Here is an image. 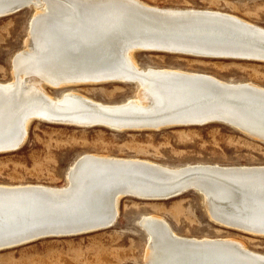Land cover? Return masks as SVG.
Instances as JSON below:
<instances>
[{
  "label": "bare ground",
  "instance_id": "6f19581e",
  "mask_svg": "<svg viewBox=\"0 0 264 264\" xmlns=\"http://www.w3.org/2000/svg\"><path fill=\"white\" fill-rule=\"evenodd\" d=\"M26 9L33 14L24 49L13 60V79L0 82V149L22 146L35 120L117 132L221 123L264 142V88L142 68L134 59L146 51L264 63V28L220 11L156 8L139 0H0V18ZM107 82L134 85V96L108 104L73 88ZM44 86L64 93L50 96ZM66 184H0V249L30 231L56 238L109 229L126 197L163 201L190 191L202 197L215 223L264 236V166L171 168L87 153L67 169ZM23 191L54 196L41 204L12 195ZM138 225L147 238L142 264H264L263 254L234 239L181 237L153 215Z\"/></svg>",
  "mask_w": 264,
  "mask_h": 264
},
{
  "label": "rangeland",
  "instance_id": "374dc122",
  "mask_svg": "<svg viewBox=\"0 0 264 264\" xmlns=\"http://www.w3.org/2000/svg\"><path fill=\"white\" fill-rule=\"evenodd\" d=\"M139 1L156 8L220 11L264 28V0ZM32 14V9H26L0 18V82L13 79V60L24 49ZM134 59L142 68L199 72L226 82L251 83L264 88L262 62L146 51L136 52ZM96 84L73 88L108 104L122 102L135 93L132 84ZM44 89L50 96L64 93L63 88L44 86ZM87 153L142 159L171 168L196 164L264 166V142L221 123L117 132L35 120L30 122L19 150L0 154V184L65 187L67 169L78 156ZM147 215L163 218L181 237L234 239L264 255V236L215 223L207 214L202 197L190 191L163 201L120 199L117 221L111 228L79 236L41 239L3 250L0 264H142L147 255V238L138 222Z\"/></svg>",
  "mask_w": 264,
  "mask_h": 264
},
{
  "label": "water",
  "instance_id": "95a60500",
  "mask_svg": "<svg viewBox=\"0 0 264 264\" xmlns=\"http://www.w3.org/2000/svg\"><path fill=\"white\" fill-rule=\"evenodd\" d=\"M131 125H133V124H131ZM132 127L133 126H124V128H132ZM112 128L119 129V127H112ZM17 143L18 142H13L8 149H0V151H2V150L10 151L12 149H15L17 151V150H19L22 147L20 144H17ZM187 188L189 189L191 187H187ZM29 192L27 193L26 191H23L21 193H14L12 195L26 194V195H29L27 197L36 198L41 204H47L46 199L47 200L52 199V197L54 196L52 193H48L46 191H36V192H31V193H29ZM113 223H115V219L112 220L111 223L108 226H112ZM100 226H104V223H101ZM108 226H106V227H108ZM33 232H35V233H33ZM38 233H40V232L39 231H37V232L36 231H30V232L21 234L20 238H12V240L10 242L2 244V245H6V247L1 248L0 251L8 250V249L16 248V247H20V246H23V245H26V244H30L32 242H35V241H38V240H41V239H47V237H45V235L42 236V234H38Z\"/></svg>",
  "mask_w": 264,
  "mask_h": 264
}]
</instances>
